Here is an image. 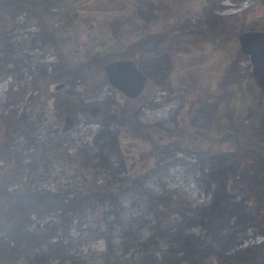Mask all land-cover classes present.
Instances as JSON below:
<instances>
[{"label": "rangeland", "instance_id": "obj_1", "mask_svg": "<svg viewBox=\"0 0 264 264\" xmlns=\"http://www.w3.org/2000/svg\"><path fill=\"white\" fill-rule=\"evenodd\" d=\"M263 27L264 0H0V264H243L222 236L262 226L234 186L264 179V97L235 36Z\"/></svg>", "mask_w": 264, "mask_h": 264}, {"label": "water", "instance_id": "obj_2", "mask_svg": "<svg viewBox=\"0 0 264 264\" xmlns=\"http://www.w3.org/2000/svg\"><path fill=\"white\" fill-rule=\"evenodd\" d=\"M235 38L238 51L246 58L249 73L264 97V29H242L236 34ZM102 70L107 83L126 98L136 97L145 80L144 74L132 61L127 59L110 60L103 64ZM61 85L55 84L53 89H57ZM95 111L94 107L89 109L91 115ZM70 126V117L64 115L60 131H66Z\"/></svg>", "mask_w": 264, "mask_h": 264}, {"label": "trees", "instance_id": "obj_3", "mask_svg": "<svg viewBox=\"0 0 264 264\" xmlns=\"http://www.w3.org/2000/svg\"><path fill=\"white\" fill-rule=\"evenodd\" d=\"M264 28V27H263ZM252 29V28H250ZM106 134H110V131L106 130ZM217 174L216 172L214 173L213 171L211 172V174L205 172L204 174V181L206 183V185L208 186L210 181H212L213 179L218 180L217 178ZM218 186V185H217ZM217 186L213 189V196L214 197H218L220 194H218V190H217ZM246 187L248 188L251 192H250V196L254 197V203H261L264 204V179L261 180L258 177H252L250 178V180H245L243 185H235L234 188H243ZM209 189V193H211V189ZM246 190V189H244ZM222 198V197H219ZM226 200L224 202H222V204L219 206L220 208H218V206L216 207V205H211L210 207H206V211H200L198 208L197 210L190 216V220L195 221V220H199L201 222H205L208 223L206 221V219L209 218H214L217 220L218 224L220 225V227L222 225L225 224L226 222V218H224V214L226 213L227 210V206L226 204ZM207 203V202H206ZM205 203V204H206ZM254 215L259 219V221L261 222L262 226L259 227H254L250 230V232H245L242 231L238 236H240V239H238L236 237L237 234L233 233V232H228L226 234H224L222 237L224 239H226L227 241H229L230 239H236L235 240V246L236 248L234 249V251H232L229 255V257L231 258H243V264H257V260L258 258H256L255 256L258 255L260 247L263 246L264 244V239L260 240V242H256V241H252L251 243H249L247 246L243 245L242 243V238H246V235L249 234L250 236L252 235V237L255 236H263L264 233L262 231H264V214H261L259 210H257V208H251ZM238 211V210H236ZM203 212V213H201ZM201 213V216H200ZM241 220L244 222L248 219H250V216H248L247 214H241L240 215ZM188 220V221H190ZM186 221V222H188ZM231 222L233 225L239 224L240 220L239 218H232ZM200 226V225H198ZM262 230V231H260ZM181 242L179 243L178 241ZM174 243H178L179 245H185L183 247H185V249L189 252H191L193 250L192 247L190 246H197V242L196 240L193 238L192 234L183 236V238L178 237L177 235H175L174 238ZM194 242V243H193ZM177 244V245H178ZM187 246V247H186ZM225 254L221 253L220 255ZM250 261H254V262H250Z\"/></svg>", "mask_w": 264, "mask_h": 264}, {"label": "flooded vegetation", "instance_id": "obj_4", "mask_svg": "<svg viewBox=\"0 0 264 264\" xmlns=\"http://www.w3.org/2000/svg\"><path fill=\"white\" fill-rule=\"evenodd\" d=\"M242 30V29H241Z\"/></svg>", "mask_w": 264, "mask_h": 264}]
</instances>
